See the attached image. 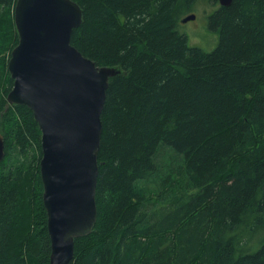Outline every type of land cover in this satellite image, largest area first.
I'll return each mask as SVG.
<instances>
[{
	"label": "trees",
	"instance_id": "1",
	"mask_svg": "<svg viewBox=\"0 0 264 264\" xmlns=\"http://www.w3.org/2000/svg\"><path fill=\"white\" fill-rule=\"evenodd\" d=\"M72 1L71 45L119 73L101 113L96 220L68 264H264V0L219 5L210 52L178 31L198 0ZM15 2L0 0V264H49L40 131L6 101Z\"/></svg>",
	"mask_w": 264,
	"mask_h": 264
},
{
	"label": "water",
	"instance_id": "2",
	"mask_svg": "<svg viewBox=\"0 0 264 264\" xmlns=\"http://www.w3.org/2000/svg\"><path fill=\"white\" fill-rule=\"evenodd\" d=\"M13 15L18 41L7 63L13 84L6 100L28 108L37 123L49 264H68L74 240L89 235L96 220L101 113L109 79L119 71L96 66L71 45L82 22L74 1L16 0ZM3 156L0 133V161Z\"/></svg>",
	"mask_w": 264,
	"mask_h": 264
},
{
	"label": "rangeland",
	"instance_id": "3",
	"mask_svg": "<svg viewBox=\"0 0 264 264\" xmlns=\"http://www.w3.org/2000/svg\"><path fill=\"white\" fill-rule=\"evenodd\" d=\"M218 6L219 2L215 0H198L192 11V13L196 15L195 20L188 21L187 23H180L178 31L187 37L189 46L198 47L206 52H210L215 48L218 37L215 31L210 30L207 27V19L208 16L217 9ZM6 71L8 72L7 62Z\"/></svg>",
	"mask_w": 264,
	"mask_h": 264
},
{
	"label": "bare ground",
	"instance_id": "4",
	"mask_svg": "<svg viewBox=\"0 0 264 264\" xmlns=\"http://www.w3.org/2000/svg\"><path fill=\"white\" fill-rule=\"evenodd\" d=\"M75 3H76V2H75ZM76 4H77V3H76ZM77 5H78V4H77ZM219 5H220V4H219ZM220 6H221V5H220ZM191 15H194V16H195V18H196V15H195V14H193V13H192V14H189V15H187V16H191ZM187 16H185V17H187ZM185 17H184V18H185ZM182 19H183V18H182ZM182 19H181V20H182ZM181 20H180V23H182V22H181ZM194 20H195V19H194ZM191 21H193V20H191ZM187 22H188V21H187ZM187 22H185V23H187ZM7 63H8V62H7ZM1 135H2V134H1ZM2 136H3V135H2Z\"/></svg>",
	"mask_w": 264,
	"mask_h": 264
}]
</instances>
